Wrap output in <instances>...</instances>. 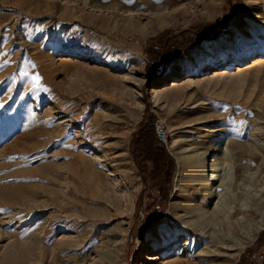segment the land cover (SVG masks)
Here are the masks:
<instances>
[{
	"label": "rangeland",
	"instance_id": "374dc122",
	"mask_svg": "<svg viewBox=\"0 0 264 264\" xmlns=\"http://www.w3.org/2000/svg\"><path fill=\"white\" fill-rule=\"evenodd\" d=\"M175 1L0 0V264H264V61L251 65L264 0ZM212 23L225 33L146 77L148 40ZM142 120L166 132L165 198L132 157ZM213 150L218 197L191 206ZM91 152L114 170L118 206ZM228 212L232 241H211Z\"/></svg>",
	"mask_w": 264,
	"mask_h": 264
},
{
	"label": "trees",
	"instance_id": "16d2710c",
	"mask_svg": "<svg viewBox=\"0 0 264 264\" xmlns=\"http://www.w3.org/2000/svg\"><path fill=\"white\" fill-rule=\"evenodd\" d=\"M200 30L203 34L181 32L167 36L162 33L156 38L148 40L144 49L147 56L146 77L151 79L160 76L176 54L201 40L215 39L225 33V29L219 23L205 24ZM153 124L152 121L143 122V120L138 123L131 138L132 157L138 170L143 169V164L150 165L147 177L151 182V187L155 188L162 198H165L168 187L167 182L161 179V175L169 176L173 164L165 151L161 149L162 144L155 137ZM141 175L144 176V173L141 172Z\"/></svg>",
	"mask_w": 264,
	"mask_h": 264
},
{
	"label": "bare ground",
	"instance_id": "6f19581e",
	"mask_svg": "<svg viewBox=\"0 0 264 264\" xmlns=\"http://www.w3.org/2000/svg\"><path fill=\"white\" fill-rule=\"evenodd\" d=\"M170 2L174 5L176 1L175 0H170ZM255 53H256L255 55H257V56L252 58V61H251V65L252 66H256L258 64H261L264 61V59H263L264 58V51H259V52H255ZM243 67L244 66L239 65L238 67H236V71L238 73L243 72L245 70ZM231 68H232V63H228L227 64V68H225L223 70V73H221V75L222 74H227L228 71ZM176 79H177L176 75H171V76H169L167 78H164L163 82H161V85L163 87L162 88L160 87L158 89H152L151 90V94L156 95V94H160V93L166 91L167 88L165 86L168 85V84H171V83H172V85H174ZM214 152H215V150L210 152L209 159L207 161H205V156L206 155H204L203 157L199 158V161H201L199 163V166H198L199 168H198V170L196 172H194V174H193V176H192V178L190 180L191 184L194 186L193 193L195 194V196H193V200L190 203L191 206H195V204H197L195 202H196V199H197L198 196H200V198L203 197V200H206V201H209V202H212L214 197H215V199H216V197H218V196H216L217 195L216 194V190H214V183H216V181L218 180L217 179L218 169H219V167H221V164L218 163L219 160H218L217 156H213V158L211 157V153H214ZM238 153L240 154V151L239 152L238 151H234V149H231L229 151V155L233 159H235L238 156ZM91 160H93L92 162L94 163V166L96 167V169L101 170V171L106 173V174L105 173L104 174L106 175L105 177L107 179L106 180L107 182L105 181L103 183V186L105 187V190L107 191L106 202L108 201V202H110V204L118 206V204L122 203V198H123L122 191H121L122 189H118L117 188L118 186H116L117 185L116 182H115L116 180L114 181V179L112 178V177H115L114 174H113L114 170L111 167H109L108 162H106V156L105 157L103 156V158H102L99 155H97L95 152L94 153L91 152ZM120 160H122V159H120ZM179 161L182 162L183 161L182 158H179ZM178 163H180V162H178ZM87 169H88V167H87ZM180 169H181V167L179 165L178 172H177V175H176V178H175L174 194H177V192H178V183L179 182L181 183L182 179L184 180V175L185 174L183 175V173H181L182 170H180ZM95 176H97L98 179L101 180V181H102V179L105 180V177L103 178L99 174L95 173ZM118 192L121 193V194L119 195ZM200 198H199V201H198V205L201 204V199ZM216 205H218V204H216ZM233 211H234V215H236V214H238L240 212L239 209H237V208H234ZM230 214H231V212H228V214L225 216V219H223L221 221V225L223 227V233L217 232L215 234V236L214 235L212 236L211 241L222 243V242H224L226 240H229L228 238H226L228 235H230V237H232L231 236L233 234L232 230L234 228H236V227L233 225L234 228H232V223L230 221V218L233 217V215L230 216ZM229 241L231 242L232 240L230 239ZM143 259H144L145 263H152V262H154L156 260H159L160 258L157 255H146V256H144ZM176 261H178V260L173 259V260H170L169 262H170V264H194V263H191L190 260L186 261L184 263H179V262H176ZM169 262H165L164 264H167Z\"/></svg>",
	"mask_w": 264,
	"mask_h": 264
},
{
	"label": "built area",
	"instance_id": "2783aa9c",
	"mask_svg": "<svg viewBox=\"0 0 264 264\" xmlns=\"http://www.w3.org/2000/svg\"><path fill=\"white\" fill-rule=\"evenodd\" d=\"M153 127H154V133H155V137H156L157 141L160 144L165 145V143H166V133H165V129L158 122H155L153 124Z\"/></svg>",
	"mask_w": 264,
	"mask_h": 264
},
{
	"label": "snow or ice",
	"instance_id": "6c2138e0",
	"mask_svg": "<svg viewBox=\"0 0 264 264\" xmlns=\"http://www.w3.org/2000/svg\"><path fill=\"white\" fill-rule=\"evenodd\" d=\"M34 80L37 81V83H38L39 77H34Z\"/></svg>",
	"mask_w": 264,
	"mask_h": 264
}]
</instances>
